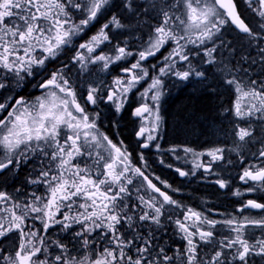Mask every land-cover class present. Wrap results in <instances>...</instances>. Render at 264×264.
Here are the masks:
<instances>
[{
    "label": "snow or ice",
    "instance_id": "obj_1",
    "mask_svg": "<svg viewBox=\"0 0 264 264\" xmlns=\"http://www.w3.org/2000/svg\"><path fill=\"white\" fill-rule=\"evenodd\" d=\"M0 264H264V0H0Z\"/></svg>",
    "mask_w": 264,
    "mask_h": 264
},
{
    "label": "flooded vegetation",
    "instance_id": "obj_2",
    "mask_svg": "<svg viewBox=\"0 0 264 264\" xmlns=\"http://www.w3.org/2000/svg\"><path fill=\"white\" fill-rule=\"evenodd\" d=\"M29 91H32V90L30 89ZM173 96H175L174 90H173ZM133 102L135 103V101ZM166 121H167V117H166ZM120 127L125 136H128L132 130V126L128 124L126 121H122ZM164 133H165V140L162 141V144L165 147H168L170 144H173V143L185 142L193 147L198 148L201 144H205L206 141L211 139V137L194 138V139L171 137L168 121L165 125ZM129 139L131 140V137H129ZM151 159H155V157H150V160ZM154 168L157 170V174L161 175L162 178L167 179L170 183L174 182L176 186L181 187L182 188L181 195H183L186 198L190 197V200H188V202L193 206H196L197 204H199V200L197 199V197L209 192V188L204 183L197 182L195 180L189 183L187 180H184L183 178H179L173 171L169 169L162 168L159 165H154ZM212 199L215 201L217 208H220V209L229 208V203L227 202V200H225V197L223 195H220L218 200H216L214 197ZM229 199H234V198H229Z\"/></svg>",
    "mask_w": 264,
    "mask_h": 264
},
{
    "label": "trees",
    "instance_id": "obj_3",
    "mask_svg": "<svg viewBox=\"0 0 264 264\" xmlns=\"http://www.w3.org/2000/svg\"><path fill=\"white\" fill-rule=\"evenodd\" d=\"M173 99H174V96H173ZM174 113H175V105L173 104L169 108V115L167 116V121H168L171 137H179V138H184V139L209 138V136L200 135V133L198 131L195 134H192V133H189L188 131H186L182 127L177 128L175 120L173 119Z\"/></svg>",
    "mask_w": 264,
    "mask_h": 264
}]
</instances>
